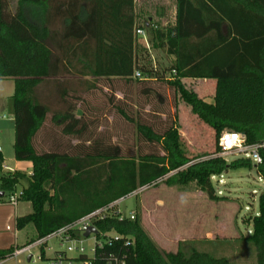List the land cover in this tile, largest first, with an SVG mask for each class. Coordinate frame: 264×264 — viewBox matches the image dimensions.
Returning <instances> with one entry per match:
<instances>
[{
	"label": "trees",
	"instance_id": "obj_1",
	"mask_svg": "<svg viewBox=\"0 0 264 264\" xmlns=\"http://www.w3.org/2000/svg\"><path fill=\"white\" fill-rule=\"evenodd\" d=\"M176 4L174 26L155 32L160 42L157 47L175 57L169 74L175 71L176 75L168 84L194 115L215 130L217 140L223 132L235 131L244 134L249 145L263 144L264 0H176ZM30 6L38 10L33 16L28 13ZM135 9L136 0H19L17 13L11 15L6 0H0V80L15 83V158L33 166L29 176L17 171L2 175L0 152V191L14 193L21 180H28L21 200L29 202L33 212L18 218L17 228L34 225L39 240L161 182L180 188L195 184L214 200L212 178L226 171L255 168L264 181V148L260 165L250 159L229 164L223 158L203 157L193 163L174 120L166 121L161 134L152 126L135 123L121 110L137 125L142 142L159 145L164 155L126 157L117 146L93 139L85 113L77 117L80 98L64 77L75 72L97 80L132 83L139 70L147 78H165L139 46L136 29L149 30L151 25L139 26ZM58 19L63 24L61 31L53 29ZM51 79L58 85L63 104L62 110L52 114L53 123L64 138L77 142L65 146L63 152L60 145L42 152L35 145L51 114L37 91ZM186 79L216 80L214 104L188 88ZM141 91L151 92L147 87ZM96 226L130 237L134 245H106L98 250L95 264H109L111 256L123 258L126 264H232L227 258L197 250L189 254L182 249L163 251L137 220L111 216ZM246 240L255 246L257 264H264V190L253 233ZM16 248L0 251V260L12 257Z\"/></svg>",
	"mask_w": 264,
	"mask_h": 264
},
{
	"label": "rangeland",
	"instance_id": "obj_2",
	"mask_svg": "<svg viewBox=\"0 0 264 264\" xmlns=\"http://www.w3.org/2000/svg\"><path fill=\"white\" fill-rule=\"evenodd\" d=\"M6 2L8 12L15 15L19 0ZM174 10L173 1L136 0L135 14L138 25H151V28L146 30L148 44L145 39H141L139 46L141 50L147 51L151 66L157 68L165 78L140 85L136 79L132 83L120 79L97 80L74 72L64 78L69 82L70 88H75L80 98L77 103L80 108L77 115L85 113V119L91 123L93 139L117 146L126 157H137L141 153L164 155L159 145L142 142L135 123L152 126L162 134L166 129V121L174 120L187 155L194 160L193 163L199 161L195 159L200 157H203V160L223 158L229 164L246 159L223 155L215 130L194 115L191 108L168 84L171 79L169 69L175 62L163 48L157 47L160 42L157 41L155 32L174 26ZM37 11L35 7L28 8L30 16ZM54 23L53 29L61 31V20H55ZM78 67L81 68L79 64ZM185 85L195 90L207 103L214 104L216 89L213 80L191 79L186 81ZM146 87L151 90L148 95L141 91ZM37 92L41 102L51 109V114L44 129L38 133L36 147L42 152L48 149L56 150L60 145L62 147H59V151H67L65 146L77 142L64 138L53 123L52 114L63 109L58 85L53 79L46 80ZM14 93V81L0 80V102L4 105L0 111V145L6 164L13 169L5 171L2 166L5 174L14 173L15 163L18 162L14 148ZM121 110L134 118L135 123L128 121ZM26 163L31 165L30 162ZM25 174L29 175L28 172ZM212 183L217 196L214 200L195 184L189 188H180L161 182L157 186L139 189L118 204L116 210L123 216L135 212L136 220L163 251L176 253L182 249L189 254L192 250H197L216 258H227L232 264H257L255 246L246 238L252 235L253 219L259 215V197L264 190V181L255 168H242L215 176ZM27 187L28 180H21L16 187V193L23 192ZM10 194L7 192L3 198H9ZM22 203L30 208L32 213V205L23 201ZM20 231L23 232L20 239L22 246L19 248L39 240L32 224ZM93 245L92 239L86 242L88 250ZM49 247L66 250L65 247L59 246L58 240H53L44 248L45 255H53ZM40 251L36 248L32 254L37 255ZM75 256V253L69 254V257ZM20 260L21 264H29L27 254L22 255Z\"/></svg>",
	"mask_w": 264,
	"mask_h": 264
},
{
	"label": "built area",
	"instance_id": "obj_3",
	"mask_svg": "<svg viewBox=\"0 0 264 264\" xmlns=\"http://www.w3.org/2000/svg\"><path fill=\"white\" fill-rule=\"evenodd\" d=\"M135 35L137 38L145 39L147 42L148 34L145 29H136ZM174 75H176L175 71L173 72L172 76ZM172 76L171 79L173 78ZM134 78L138 80L150 79L143 75V73L139 70L135 72ZM219 148L221 153L226 156L244 157L246 159H250L255 165H260L263 162L260 152L264 148V143L258 145H249L247 143L246 136L239 132H223L219 139ZM5 169L8 168L5 167ZM147 188L149 187L142 189L144 190ZM22 195L23 192L17 194L15 191L14 193L10 194L8 202L13 206H17ZM123 201L124 199L117 201L103 209H99L76 221L75 223L59 229L44 239L27 244L22 248H17L14 251L12 257L18 258L27 254L28 257L31 256L29 264H95L98 250L103 249L106 245H113L123 242L126 247L133 246L134 240L132 238H126L115 231L104 232L99 230L96 226L97 222L103 221L111 216H116L120 220L128 219L135 221V212H132L129 216H123L120 211L116 210V206ZM91 227H94L97 230V233H92L89 237H85L86 233ZM91 239L94 241V245L88 250L86 247V242ZM53 240H58L59 246L61 248L65 247L66 250H55L53 247H49V250L53 252V255L44 257L42 250ZM36 248H39L41 251L37 255H34L32 252ZM74 253L76 254L75 257H69V254ZM109 264H126V261L123 258L111 256Z\"/></svg>",
	"mask_w": 264,
	"mask_h": 264
},
{
	"label": "crops",
	"instance_id": "obj_4",
	"mask_svg": "<svg viewBox=\"0 0 264 264\" xmlns=\"http://www.w3.org/2000/svg\"><path fill=\"white\" fill-rule=\"evenodd\" d=\"M167 1H173L174 2V7H175L174 22H175L176 13H177L176 0H167ZM170 57L175 61V57H173V56H170ZM153 80H155V79L150 78V79L146 80V82H151ZM189 80H191V79H186L185 82L189 81ZM213 84H214V87L216 89L217 88V81L213 80ZM3 106H4L3 103L0 102V111H1V109H3ZM82 115H77V117L80 118ZM0 148H1V154L3 155V158H4V162L2 165V166H4L3 167L4 170L5 171L6 170L7 171H9V170L13 171V169L6 164V160H5V157L3 154L4 151H3V148L1 147V145H0ZM5 167H7L8 169H5ZM3 168H2V174H5ZM15 168H16L15 171H17V172H21L24 174L28 172V174L31 175L33 166H32V164L30 165V164H27L26 162H16ZM1 193H3V192L0 191V251H4V250H8L10 248H16V247L22 246V244L20 243V239H21V233L23 231L18 230L17 219L31 214V211H30V208H28L27 206H24L25 204L22 203V200L19 201V204L17 206H13L12 204H10L8 202V198H3L4 196H6L5 195L6 193H4V196H1ZM23 202H25V201H23ZM25 203L27 204L29 202H25ZM20 257H18V258L10 257V258L5 259V260H0V264H21ZM46 257H49L48 253L46 254Z\"/></svg>",
	"mask_w": 264,
	"mask_h": 264
},
{
	"label": "water",
	"instance_id": "obj_5",
	"mask_svg": "<svg viewBox=\"0 0 264 264\" xmlns=\"http://www.w3.org/2000/svg\"><path fill=\"white\" fill-rule=\"evenodd\" d=\"M1 196H4V193H1ZM92 233H97V230L94 227H91L86 233L85 237H89ZM31 256L28 257V262H30Z\"/></svg>",
	"mask_w": 264,
	"mask_h": 264
}]
</instances>
